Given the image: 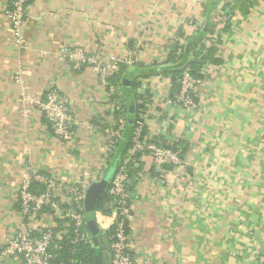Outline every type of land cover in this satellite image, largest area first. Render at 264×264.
I'll list each match as a JSON object with an SVG mask.
<instances>
[{
	"label": "crops",
	"instance_id": "1",
	"mask_svg": "<svg viewBox=\"0 0 264 264\" xmlns=\"http://www.w3.org/2000/svg\"><path fill=\"white\" fill-rule=\"evenodd\" d=\"M229 1L33 0L18 45L4 16L12 0H0V264H20L1 252L25 226L17 195L27 179L86 185L104 169L118 102L90 68L73 70L61 50L82 48L105 61L134 51L140 64L162 63L175 41L212 25ZM246 8L237 5L220 35L222 64L204 68L196 109L163 106L175 93L170 78L140 79L138 93L151 95L145 137L182 154L177 166L146 155L133 174L135 264H264V0ZM24 86L41 99L52 89L67 97L79 122L73 142L53 135L21 97ZM126 96L136 112V99Z\"/></svg>",
	"mask_w": 264,
	"mask_h": 264
},
{
	"label": "built area",
	"instance_id": "2",
	"mask_svg": "<svg viewBox=\"0 0 264 264\" xmlns=\"http://www.w3.org/2000/svg\"><path fill=\"white\" fill-rule=\"evenodd\" d=\"M29 1L12 0L4 11V16L10 25V33L18 45L22 44L21 30L28 15ZM232 2L231 0L228 3ZM228 20L225 18V12L220 18L217 17L214 20L213 35L207 47L217 44ZM184 42V40L180 41L181 44ZM61 57L73 70L81 71L90 68L105 86H108L109 80L119 73L122 65L132 68L137 61L134 51L129 52L123 58L115 57L105 61L99 55L91 54L82 48L69 47L61 50ZM16 82L21 83L19 72L16 75ZM176 83L179 85L178 93L170 94L165 98L163 106L165 108L179 106L184 110L196 109L198 104L195 93L202 80L195 79L190 68L185 66ZM20 95L24 101L34 104L39 109L57 139L64 143H71L75 140V130L79 122L70 108L67 97L52 89L47 92L44 99H41L32 96L25 86L22 87ZM114 108L122 110L120 105ZM122 111L115 116V128L108 135L104 169L96 178H93L92 182L86 185H67L57 179L37 176L23 183L17 195V202L21 215L26 220L25 226L2 250L3 256L19 257L20 264H53L61 256L60 252L66 248L61 243L66 238H70L69 249H67L70 259L66 263L62 261L59 264H82L75 259L78 254L77 248L94 246L93 238L87 229L85 210L87 188L102 181L111 167L114 148L116 149L117 143L124 136L128 122L127 115ZM28 112V110L25 111V114ZM146 112V109L138 110L131 147L122 157L106 190L108 201L102 208L96 210L97 224L110 239L112 264H135V259L130 253L128 228L131 211V191L129 189L131 168L138 166L139 161L146 155L152 156L158 166H177L181 163L182 151L180 149L158 147L145 137L144 131L148 117ZM89 129H92V126L91 128L89 126ZM34 181L46 187L43 194L36 195L31 192V184ZM39 217L41 220L47 218L50 222L36 224ZM56 219L64 220L62 227H58V223L54 221Z\"/></svg>",
	"mask_w": 264,
	"mask_h": 264
},
{
	"label": "trees",
	"instance_id": "3",
	"mask_svg": "<svg viewBox=\"0 0 264 264\" xmlns=\"http://www.w3.org/2000/svg\"><path fill=\"white\" fill-rule=\"evenodd\" d=\"M32 1L33 0H30L29 3H32ZM252 1L253 0H233L232 3H226V5L230 6L232 4V6L234 7H237V5H239V7H245V11H247L246 7H248V5L252 3ZM229 23L230 22L227 21L224 30L227 29ZM214 27V24L201 27L200 29H198V32H195L196 34H193L192 36H188L186 38L184 37V44H181L179 40L175 41L174 44L171 45L170 52L165 62H155L151 65H143L136 61L135 66H133L132 68L122 65L119 73L109 80L108 89L109 91H111V93H113L112 100L118 99V105H120L121 109L123 110H117L116 108H114V115L117 116L122 111V113H125L128 118V122L124 132V140H127L129 142V146L125 155L128 153L131 147V141L136 126L137 112L140 109H146L147 101L150 102L151 99V95L148 91L144 95L138 93V90H140L142 87V81L140 79H145L154 75H162L164 77H168L173 84V90H175V93H173V95L177 94L179 91V85L176 83V81L185 66H188L190 68L191 74L195 79L202 80V73L206 66L222 64V60L217 57L218 44L212 45L211 47L206 46V42L211 41ZM217 43H220V40H218ZM134 69L135 72L132 71ZM128 93L132 94L136 99V112L134 113L129 112V106L131 107L133 105V102L131 100V102H129L128 97L126 96V94ZM130 120H133L132 124L129 123ZM144 135H146L145 131ZM169 148H172L174 150L180 149L176 146ZM137 167L138 166H133L130 170V190L132 179H134L133 174L134 172L138 171ZM45 191L46 187L43 184L35 181L32 182V193L41 195ZM107 201L108 197L105 192L98 201L97 210L102 208ZM54 221L58 223V227L60 228L62 227V221L64 220L56 219ZM69 239L70 238H66L61 243V245L65 246L66 248L60 252L61 256L53 264H59L62 261L66 263V261L70 259V254L67 250L69 249ZM77 252L78 254L76 255L75 259H77L82 264H94L97 256L99 255V249H97L95 245L80 246L77 248Z\"/></svg>",
	"mask_w": 264,
	"mask_h": 264
},
{
	"label": "water",
	"instance_id": "4",
	"mask_svg": "<svg viewBox=\"0 0 264 264\" xmlns=\"http://www.w3.org/2000/svg\"><path fill=\"white\" fill-rule=\"evenodd\" d=\"M130 124L133 120L129 121ZM129 146V142L124 140L119 147L116 156L113 160L112 166L102 181L92 184L87 188L85 210L87 218V227L93 238V243L99 249L94 264H112L111 243L109 236L105 234L98 226L96 221L97 204L100 197L106 192L109 187L110 181L113 178L116 170L120 164L122 157L125 155Z\"/></svg>",
	"mask_w": 264,
	"mask_h": 264
},
{
	"label": "rangeland",
	"instance_id": "5",
	"mask_svg": "<svg viewBox=\"0 0 264 264\" xmlns=\"http://www.w3.org/2000/svg\"><path fill=\"white\" fill-rule=\"evenodd\" d=\"M233 1V0H232ZM236 7H234V6H232V4L230 5V6H226V8H225V18L226 19H229L228 21L230 22V20L232 19V15H233V11H234V9H235ZM10 28V27H9ZM225 28V27H224ZM220 40V39H219ZM218 44V43H217ZM207 67V66H206ZM111 100H112V97H111ZM146 100H148V99H146ZM118 102V99L117 100H112V103H117ZM112 131H109L108 132V135L111 133ZM104 165H105V163H104Z\"/></svg>",
	"mask_w": 264,
	"mask_h": 264
}]
</instances>
